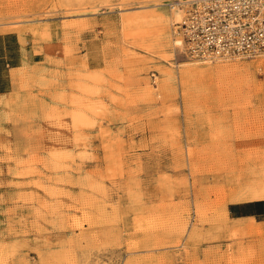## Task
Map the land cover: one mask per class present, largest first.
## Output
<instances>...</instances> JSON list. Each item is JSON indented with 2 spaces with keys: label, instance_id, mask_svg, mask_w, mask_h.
<instances>
[{
  "label": "rangeland",
  "instance_id": "obj_1",
  "mask_svg": "<svg viewBox=\"0 0 264 264\" xmlns=\"http://www.w3.org/2000/svg\"><path fill=\"white\" fill-rule=\"evenodd\" d=\"M174 2L0 0L29 53L0 75V264H264V215L230 209L264 198V56L190 57Z\"/></svg>",
  "mask_w": 264,
  "mask_h": 264
},
{
  "label": "built area",
  "instance_id": "obj_2",
  "mask_svg": "<svg viewBox=\"0 0 264 264\" xmlns=\"http://www.w3.org/2000/svg\"><path fill=\"white\" fill-rule=\"evenodd\" d=\"M184 11L173 23L176 45L209 62L264 56V0H176Z\"/></svg>",
  "mask_w": 264,
  "mask_h": 264
},
{
  "label": "crops",
  "instance_id": "obj_3",
  "mask_svg": "<svg viewBox=\"0 0 264 264\" xmlns=\"http://www.w3.org/2000/svg\"><path fill=\"white\" fill-rule=\"evenodd\" d=\"M10 34L0 33V75H9V82L12 81V72L15 69L21 68L25 60L29 59L27 47L22 43L20 37L17 38L19 56H14L16 49H10L7 43ZM2 89H0V92ZM230 209L237 216H255L264 215V198L236 202L231 204Z\"/></svg>",
  "mask_w": 264,
  "mask_h": 264
},
{
  "label": "bare ground",
  "instance_id": "obj_4",
  "mask_svg": "<svg viewBox=\"0 0 264 264\" xmlns=\"http://www.w3.org/2000/svg\"><path fill=\"white\" fill-rule=\"evenodd\" d=\"M176 15H177V18H180L181 17V10L179 9V10H177L176 11ZM173 36V35H172ZM173 38V42H174V44H176V41H175V39H174V37H172ZM167 41V40H166ZM167 43V42H166ZM256 197H259V196H264V194H260V195H255Z\"/></svg>",
  "mask_w": 264,
  "mask_h": 264
}]
</instances>
